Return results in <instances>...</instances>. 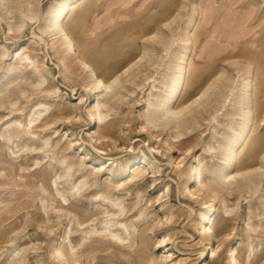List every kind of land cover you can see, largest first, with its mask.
<instances>
[{"label": "rangeland", "instance_id": "obj_1", "mask_svg": "<svg viewBox=\"0 0 264 264\" xmlns=\"http://www.w3.org/2000/svg\"><path fill=\"white\" fill-rule=\"evenodd\" d=\"M213 249L264 264V0H0V264Z\"/></svg>", "mask_w": 264, "mask_h": 264}, {"label": "bare ground", "instance_id": "obj_2", "mask_svg": "<svg viewBox=\"0 0 264 264\" xmlns=\"http://www.w3.org/2000/svg\"><path fill=\"white\" fill-rule=\"evenodd\" d=\"M67 37H66V39H69V36H68V33L66 32V34H65ZM72 42V39H70V43ZM79 55L82 57V60L84 61L83 63H84V65H88V63H86L85 62V60H86V58H87V53H85V52H83L82 51V49H81V51L79 50ZM144 67H146L144 64H141L140 66H139V68H144ZM91 71H92V73H94L95 75H97V78H96V80H94V87H91L90 88V92H91V96H95L96 94H98V93H100V92H102V93H106V94H108V90L109 89H111L112 87H113V85H114V83L118 80V78L113 82V83H109V80H107L104 76H102V73H100L95 67H92V69H91ZM91 73V74H92ZM89 74L90 73H88L87 72V75L89 76ZM90 74V75H91ZM124 74L125 73H122V75L124 76ZM149 80V79H148ZM102 85V86H101ZM79 86H80V84H75V85H70V87L71 88H73L74 90H76L77 88H79ZM103 87H105V89L104 90H102V88ZM98 110H101V112H102V108H100L99 107V105H97L96 107H95V110H94V112H96V111H98ZM175 114H178V112L177 113H175ZM203 115H201V117H202ZM103 117L105 118V117H107V114H105V115H102V114H100V117H99V120L100 121H102L103 120ZM94 116L92 117V121H95L94 120ZM95 123H98V120H96L95 121ZM103 125H105L106 127L109 125V124H103ZM95 139H97V141L99 140V138H97L96 136H94L93 138H92V140H95ZM78 145V144H77ZM100 146H104V145H106V143H104V142H101L100 144H99ZM260 146H261V143L260 144H257V146L256 145H253V147H252V150H254V151H258L259 150V148H260ZM100 148V147H99ZM148 179H149V177H148ZM134 187H137V186H139V187H146V185H145V183L144 182H142V183H133L132 184ZM129 186H131V184L129 185ZM94 186L92 185L91 186V189L90 190H94ZM157 188V187H156ZM115 189V188H114ZM206 232H207V229H204L202 232H199L198 234L201 236V235H203V234H206ZM165 241V240H164ZM164 241H161V242H164ZM171 243V239H169L168 240V244H170ZM168 244L167 245H165V247H168ZM161 246H163L162 244H161ZM169 250V249H168ZM204 252H206L207 253V250L206 251H204ZM212 253L211 254H213L214 255V259H213V263L214 264H217V263H219V261L221 260V258L223 257V255H224V253L223 252H220L219 254H217V251L215 250V249H213L212 251H211ZM237 253V251L236 250H233V253H232V256H235V254ZM210 255V254H209ZM262 256H257L256 257V259H260ZM255 259V260H256ZM233 261V260H232ZM235 264H238V261L235 263Z\"/></svg>", "mask_w": 264, "mask_h": 264}]
</instances>
